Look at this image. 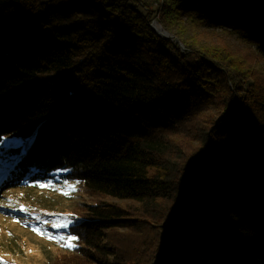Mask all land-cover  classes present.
I'll use <instances>...</instances> for the list:
<instances>
[{"label":"trees","instance_id":"trees-1","mask_svg":"<svg viewBox=\"0 0 264 264\" xmlns=\"http://www.w3.org/2000/svg\"><path fill=\"white\" fill-rule=\"evenodd\" d=\"M184 18L264 59V0H0L9 180L65 170L97 198L52 264H264V84Z\"/></svg>","mask_w":264,"mask_h":264},{"label":"rangeland","instance_id":"rangeland-1","mask_svg":"<svg viewBox=\"0 0 264 264\" xmlns=\"http://www.w3.org/2000/svg\"><path fill=\"white\" fill-rule=\"evenodd\" d=\"M183 20L185 18L176 28L185 33L190 42L225 47L241 70L254 76L259 85L264 84V59L248 39L229 27L193 25ZM193 141L191 138L190 142ZM22 144L23 140L17 135L6 136L0 142V264H52L57 255L75 249L76 240L72 241L75 247L66 246L68 237H76L71 225L88 212V206L97 198L88 193L80 181L65 179V170L56 171L48 180L13 185L9 172L18 153L12 155L9 150ZM54 224L67 226L54 227ZM60 236L65 240H59Z\"/></svg>","mask_w":264,"mask_h":264},{"label":"water","instance_id":"water-1","mask_svg":"<svg viewBox=\"0 0 264 264\" xmlns=\"http://www.w3.org/2000/svg\"><path fill=\"white\" fill-rule=\"evenodd\" d=\"M152 28L161 36L176 39L175 35L170 33L168 30H166L160 22L157 20H153L151 23ZM178 40V39H176ZM182 48H184V45L179 41Z\"/></svg>","mask_w":264,"mask_h":264},{"label":"snow or ice","instance_id":"snow-or-ice-1","mask_svg":"<svg viewBox=\"0 0 264 264\" xmlns=\"http://www.w3.org/2000/svg\"><path fill=\"white\" fill-rule=\"evenodd\" d=\"M45 186H47V185H41V187H45ZM45 223H47V221H45ZM53 226L54 227H66L67 224H54ZM34 231H39V230L38 229H34ZM58 239L59 240H65V237L60 236V237H58ZM76 239H77V237H74V236L68 237L66 246L69 247V248L75 247V244L72 243V241H75Z\"/></svg>","mask_w":264,"mask_h":264}]
</instances>
